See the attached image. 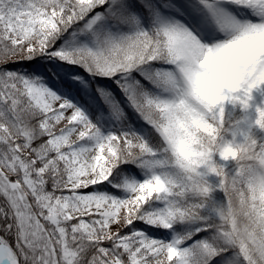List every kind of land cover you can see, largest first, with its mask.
<instances>
[{"label":"snow or ice","instance_id":"1","mask_svg":"<svg viewBox=\"0 0 264 264\" xmlns=\"http://www.w3.org/2000/svg\"><path fill=\"white\" fill-rule=\"evenodd\" d=\"M0 264H264V0H0Z\"/></svg>","mask_w":264,"mask_h":264}]
</instances>
